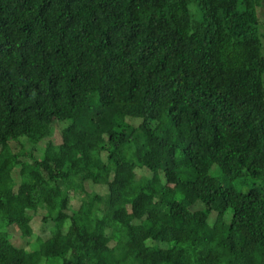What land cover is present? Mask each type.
<instances>
[{"label": "trees", "instance_id": "16d2710c", "mask_svg": "<svg viewBox=\"0 0 264 264\" xmlns=\"http://www.w3.org/2000/svg\"><path fill=\"white\" fill-rule=\"evenodd\" d=\"M260 22L264 0H0V264H264Z\"/></svg>", "mask_w": 264, "mask_h": 264}, {"label": "rangeland", "instance_id": "374dc122", "mask_svg": "<svg viewBox=\"0 0 264 264\" xmlns=\"http://www.w3.org/2000/svg\"><path fill=\"white\" fill-rule=\"evenodd\" d=\"M264 30V25L261 24L260 22V31ZM63 126L62 125H55L54 127V135L52 136V141L57 143L59 141V138L60 136L59 133H61V130H62ZM63 135L64 136H67V131L64 130L63 132ZM44 141V140H43ZM39 145V151H35L34 152V155L37 157V158H44L43 157V154H42V150L44 148V143L43 142ZM44 160H47L44 158ZM136 162L138 164V160L136 159ZM183 170H187V169H183ZM183 170H180V171H183ZM136 174H137V177H139L140 175H147L149 176L150 178H154V174L150 171H145L143 170L142 168H140V162L135 170ZM180 175H184L185 173L184 172H179ZM211 174H216L215 171H211ZM157 175H159L163 180H165V185L167 187H173V184L175 182V180L177 179V175L174 174L173 172L171 173H157ZM238 189H245V187H241V185H236ZM126 187L131 190L132 189V184H131V181L130 179L127 180L126 182ZM86 188L89 190V192H91V194H107L108 191H107V188L106 187H94L92 186L91 184H86ZM97 198H100V196H96ZM72 204L73 205H76V201L72 200ZM195 208H197L198 210L203 208V205L198 202L195 204ZM30 214H32V211H29ZM46 232H47V228H44V225L42 224V221H41V216L40 215H34L33 216V219H32V222H31V225L29 227H25L23 229V232H19V231H14L12 232V238H13V242L16 243V244H20L22 242V240H29V243L32 244L33 243V238L34 236H37L38 234L39 235H46ZM21 234H23L25 237H20ZM30 247V246H29Z\"/></svg>", "mask_w": 264, "mask_h": 264}]
</instances>
